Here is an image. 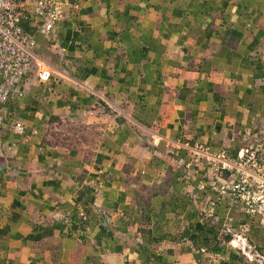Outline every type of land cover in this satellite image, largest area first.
Returning <instances> with one entry per match:
<instances>
[{"label":"crops","instance_id":"crops-1","mask_svg":"<svg viewBox=\"0 0 264 264\" xmlns=\"http://www.w3.org/2000/svg\"><path fill=\"white\" fill-rule=\"evenodd\" d=\"M66 1L49 36L23 21L48 80L0 105V264H264L189 150L264 155V0Z\"/></svg>","mask_w":264,"mask_h":264},{"label":"built area","instance_id":"built-area-1","mask_svg":"<svg viewBox=\"0 0 264 264\" xmlns=\"http://www.w3.org/2000/svg\"><path fill=\"white\" fill-rule=\"evenodd\" d=\"M67 4L66 0H0V104L22 96L21 86L31 77L46 82L50 74L51 68L46 62L35 60L33 49L36 41L23 26V21L29 19L38 33L49 36L56 22L63 17ZM1 114L0 128L3 125ZM15 128L22 131L23 125L17 122ZM151 140L158 144L161 139L153 134ZM165 144L171 147L175 143L166 140ZM189 150L195 160H203L215 173L211 188L217 198L206 204L207 214L213 212L218 199L227 198L230 202L226 223L231 219L233 205L237 203L244 213L259 216L264 221V155L257 146L242 148L233 157L225 150L211 152L199 142ZM190 165V162L186 163L187 168ZM223 231H232L228 223L224 224ZM236 238L231 240L233 246L237 245Z\"/></svg>","mask_w":264,"mask_h":264},{"label":"trees","instance_id":"trees-1","mask_svg":"<svg viewBox=\"0 0 264 264\" xmlns=\"http://www.w3.org/2000/svg\"><path fill=\"white\" fill-rule=\"evenodd\" d=\"M15 97H21V96H15ZM14 97V98H15ZM8 101V100H7ZM6 101V102H7ZM5 103V102H4ZM3 104V103H2ZM2 104H0V105H2ZM2 113V111L0 112V114ZM1 116H2V118H4V116L1 114ZM3 124H4V119H3ZM248 147V146H247ZM237 155V154H236ZM230 156V155H229ZM214 179H212L211 180V182L213 181ZM211 182H210V185H211ZM216 198H217V196H216ZM216 198H214V199H210V200H215ZM225 199H227V198H225ZM220 199H218L217 201H216V204H217V202L219 201ZM228 200V199H227ZM208 203V202H207ZM206 209V208H205ZM205 212H206V210H205ZM207 213V212H206ZM213 212H211L210 213V215L212 214ZM246 215H248V216H253V215H250V214H247V213H245ZM215 236H216V234H215ZM216 238V237H215ZM230 239H231V235L229 234V233H227L226 234V237H225V240H226V242H229L230 241ZM206 244H208L207 243V240H206ZM239 259V258H238ZM240 260H241V264H250V262H248V260H246V259H243V257L242 258H240Z\"/></svg>","mask_w":264,"mask_h":264},{"label":"clouds","instance_id":"clouds-1","mask_svg":"<svg viewBox=\"0 0 264 264\" xmlns=\"http://www.w3.org/2000/svg\"><path fill=\"white\" fill-rule=\"evenodd\" d=\"M24 84H25V83H24ZM24 84H23V85H24ZM23 85H22V86H23ZM23 94H24V92L22 93V95H23ZM16 123H17V122H16ZM16 123H15V124H16ZM18 123H20V122H18ZM15 124H14V128H15ZM3 125H4V124H3ZM22 125H23V124H22ZM23 128H24V126H23ZM15 129H16V128H15ZM16 130H17V129H16ZM22 130H23V129H22ZM17 131H18V130H17ZM19 132H22V131H19ZM151 141H152V140H151ZM253 146H254V145H253ZM227 233H230V232H227ZM234 235H236V234H234ZM238 235H239V234H237L236 237H237ZM236 237H235V238H236ZM232 239H233V238H232ZM232 239H231V240H232ZM236 239H237V241H236L237 245H236V246H233V247L238 248V246H239V245H238V237H237ZM231 240H230V241H231ZM243 249H244V248H243ZM240 250H242V249H240ZM245 257H247L248 261H252V257H250V256H245Z\"/></svg>","mask_w":264,"mask_h":264}]
</instances>
